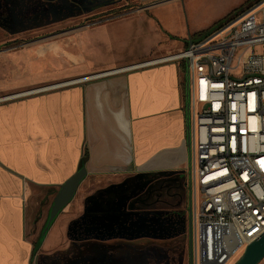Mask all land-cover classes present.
<instances>
[{
  "label": "crops",
  "instance_id": "1",
  "mask_svg": "<svg viewBox=\"0 0 264 264\" xmlns=\"http://www.w3.org/2000/svg\"><path fill=\"white\" fill-rule=\"evenodd\" d=\"M185 1L192 0L94 2L93 8L77 14L113 16L116 6L136 5L128 10L132 17L81 30L77 46L87 49L91 62L129 65L0 97V264H36L41 256L54 263V255L70 248L62 245L70 233L66 224L78 218L69 213L81 207L80 200L61 211L39 248L41 231L34 235L31 222L43 219L44 226L60 185L83 164L88 170L86 181L174 174L166 186L177 188L189 163L187 61L157 60L187 48L180 42L188 38L187 31L171 32L168 23H183ZM145 18L168 29L162 31L179 50L171 52L163 46L156 51L159 35L127 39L132 22ZM75 57L80 60L79 54ZM110 203L115 205V200H91L85 220L89 233L106 228L97 218L109 216Z\"/></svg>",
  "mask_w": 264,
  "mask_h": 264
},
{
  "label": "rangeland",
  "instance_id": "2",
  "mask_svg": "<svg viewBox=\"0 0 264 264\" xmlns=\"http://www.w3.org/2000/svg\"><path fill=\"white\" fill-rule=\"evenodd\" d=\"M252 1L254 0L185 1L182 3L184 24L176 20L168 22L170 31L178 34L185 29L188 38L180 39V42L187 44L183 46L184 48L188 47L190 41L196 43L210 36L229 15L238 13ZM93 4L94 0H0V97L30 87L65 82L106 69L129 65L91 62L87 49L80 48L77 43L78 33L93 27L94 23L132 17L128 10L133 4L124 3L116 6L113 16L108 14L95 16L83 14L76 18L72 14L55 16L62 10L80 11ZM143 14L146 15V11ZM77 23L78 27H74ZM132 24L126 34L127 39L131 40L130 37L133 35L139 40L141 35L144 37L143 40L148 36L154 39V36L159 35L161 37L158 41L159 46L155 47V50L163 46H167L166 49H170L171 52L179 50V46L174 45L175 41L162 31L163 28L168 29L162 28L161 24H152L149 18L139 19ZM77 54L80 55V60L76 59ZM191 114L193 116V111ZM173 176L174 174L160 173L131 174L83 181L71 201L80 200L81 207L69 213L78 218L66 224V230L70 233L65 235L62 244L70 245V248L59 253L65 259L64 264H72V260L78 261L79 264H189L191 229L187 171L180 175L182 184L178 182L177 188L171 190L166 186V181ZM148 179L156 181L154 185L155 189H158L155 191L157 200L139 203L137 200L151 186L149 185L151 180ZM148 192L147 199L150 200L155 194L151 189ZM106 197L125 200L120 205L109 206L108 213L110 212L111 216L97 218L101 223L105 222L106 228L98 229L108 232L105 238L111 239V244L101 247L98 242L101 238L98 235L91 241L87 236L73 239L72 234L77 230H83L85 233L89 231L85 220L91 200ZM141 216H144V220L138 223ZM139 224L142 229H138ZM42 226L43 219L34 218L31 222L32 233L39 234ZM96 230L91 232L98 233L99 230ZM122 238H129L128 248L120 245L122 242L119 240ZM41 244L42 239L37 248ZM119 248H125L124 252L117 254L115 251ZM133 248L136 250H132ZM75 249L79 250L76 256L73 253ZM53 257L56 259V255ZM237 257L238 255L235 256ZM57 262L61 263L62 259ZM36 264L52 263L50 258L41 256ZM260 264H264V260Z\"/></svg>",
  "mask_w": 264,
  "mask_h": 264
},
{
  "label": "built area",
  "instance_id": "3",
  "mask_svg": "<svg viewBox=\"0 0 264 264\" xmlns=\"http://www.w3.org/2000/svg\"><path fill=\"white\" fill-rule=\"evenodd\" d=\"M171 60L191 77L192 264H233L264 233V0Z\"/></svg>",
  "mask_w": 264,
  "mask_h": 264
},
{
  "label": "water",
  "instance_id": "4",
  "mask_svg": "<svg viewBox=\"0 0 264 264\" xmlns=\"http://www.w3.org/2000/svg\"><path fill=\"white\" fill-rule=\"evenodd\" d=\"M191 43L192 42L190 41V44ZM123 69H127V67L121 68V70ZM48 87H55V86H45L44 88H48ZM191 99H192L191 77H190L188 61H187L186 104H187V145H188L189 155L191 152V144H192ZM87 175H88V170L86 166H82L60 185L59 190L57 191L53 203L50 207L48 218L44 226V229L42 231L43 236H46L47 232L49 231L51 225L53 224L57 216L73 200L81 183L85 180ZM188 213H189L190 229L192 233L190 188H189V197H188ZM191 248H192V239H191ZM263 260H264V233L259 238L249 243L245 251L239 256V258L233 264H260ZM190 262H191L190 264H192L191 256H190Z\"/></svg>",
  "mask_w": 264,
  "mask_h": 264
},
{
  "label": "flooded vegetation",
  "instance_id": "5",
  "mask_svg": "<svg viewBox=\"0 0 264 264\" xmlns=\"http://www.w3.org/2000/svg\"><path fill=\"white\" fill-rule=\"evenodd\" d=\"M97 1H101V0H94V2H97ZM102 1H104L105 2V4L106 3H108V2H110L111 3V1L112 0H102ZM85 5H89V4H85ZM127 5V4H126ZM133 6H134V4H133ZM132 6V7H133ZM91 8H93L92 6H86L83 10H78V9H74L73 11H67V10H60L61 12L59 13V15H57V14H55V16H61V15H68V14H72V15H74L73 17L74 18H76V16H79V15H83V14H77L78 12H80V13H82V12H84V11H87V10H89V9H91ZM125 8V7H124ZM57 10H55V12H56ZM74 27H78V23L77 24H75V26ZM74 27H73V29H74ZM60 83V82H59ZM54 84H58V83H54ZM54 84H50V85H54ZM146 178V177H145ZM148 180H151L150 181V184L149 185H151V186H149V188L145 191V193H144V195L140 198V199H138L137 201H139V203L140 202H142V203H146V202H149V201H153V200H157V196H156V194H155V191L156 190H158V189H155V185L154 184H156V181L155 180H153V179H148ZM166 188V187H165ZM153 190V192L152 193H154L155 195H153V197H152V199H150V200H148L147 199V196H149L148 195V191L149 190ZM164 189V188H163ZM78 192V191H77ZM151 193V194H152ZM77 194V193H76ZM150 194V195H151ZM114 199V198H113ZM115 200V205H120V203L123 201V202H125V200L123 199V200H116V199H114ZM112 204L110 203L109 204V206H111ZM113 206V205H112ZM109 215L111 216V214H110V212H109ZM144 216H141L139 219H138V223H139V221L141 220V221H143L144 220V218H143ZM179 218H181V217H179ZM183 219V218H182ZM183 223H184V220H183ZM178 224H180V221H178ZM181 227V226H180ZM138 229H142V227L140 226V224L138 225ZM108 232L107 231H104V230H99L98 231V233H92V232H86L85 233V231H79V230H77L75 233H73L72 235L74 236V237H76V238H83V237H88L89 238V240L91 241V240H95V235H98V237L99 238H101V239H98L99 241L98 242H100L99 244H100V246L101 247H104V246H109V243L111 244V242H112V240L111 239H106L105 237H106V234H107ZM128 239L129 238H122V240H119V241H121L120 243V245H122V246H124V247H126V248H128L127 246H128ZM107 240H111V241H107ZM96 241H97V239H96ZM114 244V243H113ZM126 245V246H125ZM75 246H77V245H75ZM75 246H73V248L75 247ZM97 247V246H96ZM101 250V249H100ZM124 250H125V248L124 249H121V248H119V250H116L115 252L118 254V253H120L121 251H123L124 252ZM132 250H136V248H133ZM76 253H74V256H76L78 253H79V250L78 249H75L74 250ZM114 252V253H115ZM96 255V254H95ZM59 259H62V264H64L65 263V259L62 257V255L60 254L59 256H57L56 257V260H55V262L54 263H52V264H61L60 262H57V261H59ZM72 262V264H79V262L78 261H75V260H72L71 261ZM191 262H190V260H189V264H190Z\"/></svg>",
  "mask_w": 264,
  "mask_h": 264
},
{
  "label": "bare ground",
  "instance_id": "6",
  "mask_svg": "<svg viewBox=\"0 0 264 264\" xmlns=\"http://www.w3.org/2000/svg\"><path fill=\"white\" fill-rule=\"evenodd\" d=\"M78 79H72V80H68L67 82H73V81H77ZM61 83V82H60ZM60 83L58 84H54V85H48V86H56V85H59ZM27 91L25 92H20V93H15L13 95H19V94H23V93H26ZM3 98V97H2ZM1 99V98H0ZM238 255V254H237Z\"/></svg>",
  "mask_w": 264,
  "mask_h": 264
},
{
  "label": "trees",
  "instance_id": "7",
  "mask_svg": "<svg viewBox=\"0 0 264 264\" xmlns=\"http://www.w3.org/2000/svg\"><path fill=\"white\" fill-rule=\"evenodd\" d=\"M229 16H231V15H229ZM229 16H228V17H229ZM228 17H227V18H228ZM82 166H84V164H83ZM82 166H81V167H82ZM45 224H46V222H45ZM45 224H44V226H45ZM44 226H43V228H42V230H41V233H40V236H39V241H40V239H42V241H43V239L45 238V236L42 235V231H43V229H44Z\"/></svg>",
  "mask_w": 264,
  "mask_h": 264
}]
</instances>
